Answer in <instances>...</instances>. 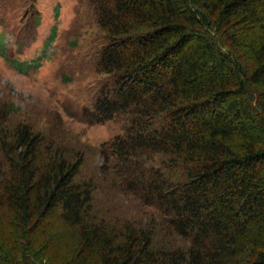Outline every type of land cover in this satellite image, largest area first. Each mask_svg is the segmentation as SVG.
Instances as JSON below:
<instances>
[{"label": "trees", "instance_id": "trees-1", "mask_svg": "<svg viewBox=\"0 0 264 264\" xmlns=\"http://www.w3.org/2000/svg\"><path fill=\"white\" fill-rule=\"evenodd\" d=\"M85 1L107 79L80 116L121 121L100 171L150 217L96 209L81 161L3 104L0 264H264V0Z\"/></svg>", "mask_w": 264, "mask_h": 264}, {"label": "rangeland", "instance_id": "rangeland-1", "mask_svg": "<svg viewBox=\"0 0 264 264\" xmlns=\"http://www.w3.org/2000/svg\"><path fill=\"white\" fill-rule=\"evenodd\" d=\"M103 42L85 0H0V106L10 107L9 128L26 123L81 161L79 177L93 179L96 209L145 221L150 209L119 192L100 171V145L123 134V124H91L80 116L107 79L95 68ZM13 60L30 67L19 71Z\"/></svg>", "mask_w": 264, "mask_h": 264}]
</instances>
